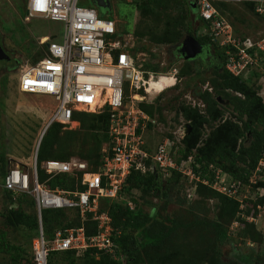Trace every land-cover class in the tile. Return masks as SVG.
I'll return each mask as SVG.
<instances>
[{
  "label": "built area",
  "instance_id": "1",
  "mask_svg": "<svg viewBox=\"0 0 264 264\" xmlns=\"http://www.w3.org/2000/svg\"><path fill=\"white\" fill-rule=\"evenodd\" d=\"M238 1L256 2L255 12L264 20V0H192V3L199 19L209 25L207 35L219 48L233 49L225 51V69L233 76L243 72L247 77L254 70L253 66L257 68L260 65L257 56L264 54V35L252 39L235 34L227 18L215 7V3ZM26 15L63 24L60 38L53 35L39 39L38 45L44 55L35 63L22 66L18 77L21 93L49 96L57 102L42 134L53 123L63 128L70 127L76 122L72 119L75 112L108 113V139L100 150V164L96 170L79 158L47 160L39 166L49 179L61 174L72 176L79 173L82 190H51L46 183L39 182L38 147L26 170L18 165L6 168L0 182L1 189L10 192L13 200L20 194H26L35 204L38 234L32 241L30 264H48V255L54 251L74 250L78 256L91 248L95 250V258L99 254L112 255L111 220L107 213L98 211L99 199H120L126 178L132 170L145 173L147 161L163 172L176 170L189 181H201L221 195L238 199L239 191L245 186L220 169L210 166L212 179L201 180L190 168V158L177 165L171 158L172 140L166 138L156 144L152 152L148 151L149 144L144 140V133L156 120L149 117L140 104L152 103L162 91L174 86L178 68L173 67L164 74L143 70L117 34L114 22L100 18L92 8L78 6V0H26ZM160 77H169L173 82L155 91L151 84ZM151 90L154 93H150ZM263 172L264 155L246 187L251 189L257 184ZM126 204L133 209L132 203ZM46 209L76 210L81 221L85 220L86 214H90L97 232L87 238L83 227L70 228L57 231L48 241L41 226V213Z\"/></svg>",
  "mask_w": 264,
  "mask_h": 264
},
{
  "label": "trees",
  "instance_id": "2",
  "mask_svg": "<svg viewBox=\"0 0 264 264\" xmlns=\"http://www.w3.org/2000/svg\"><path fill=\"white\" fill-rule=\"evenodd\" d=\"M135 6L143 16L150 15L158 17L161 14H167L169 11H177L176 18L171 17L164 23L160 36H154L156 28L145 26V32H138L134 34L139 37L148 36L155 44L175 45L179 43L184 36L183 32L195 37L201 44L208 46L213 54L215 60V67L209 66L213 78H202L199 75L201 83H208L210 90H197L195 87L191 89L190 95L194 98H200L203 105L202 108L198 106H190L189 104L179 103L176 114L182 117L187 127V133L180 140V147L178 155L174 156L171 153L172 160L177 164H181L190 158V168L200 179L211 180L212 172L209 167L220 169L234 181H240L242 185L246 186L249 182V177L254 173L258 161L264 155V102L259 95V87H253L244 79L243 72L238 76H233L225 69L227 61L226 49L233 51L232 48H219L209 35H198L196 31H191L189 25L192 23V18L185 24V19L193 12L192 0H136ZM242 4L246 7L248 12L253 15H258L255 12L257 3L252 1H243ZM228 3H215V7L224 15V9H227ZM91 8V7H90ZM110 20V19H108ZM198 23L204 24L198 19ZM232 25V24H231ZM206 29L209 28L205 24ZM233 27V25H232ZM234 30V27H233ZM235 33V31H234ZM245 37V36H241ZM242 39V38H241ZM44 48V47H43ZM251 54V52H249ZM133 54V53H132ZM44 55L43 50L36 54L31 61L35 63ZM134 55V54H133ZM258 63L264 65V54L259 53L257 56ZM192 61H182L181 68L179 67L178 79L186 77L184 82L185 87H191L190 80L194 78L191 69ZM176 62H170L169 67ZM204 64V62H201ZM171 65V66H170ZM254 70L257 68L253 66ZM145 71L150 72H164L159 69L158 65L144 64L142 67ZM253 70L254 77L258 75ZM170 81V80H169ZM154 84V82H152ZM171 84V83H170ZM155 85V84H154ZM157 86V85H156ZM155 86V87H156ZM18 89V81H17ZM161 90V89H160ZM36 95V94H35ZM226 104H220V101ZM178 96L173 100H177ZM140 108L147 113L151 118L157 116V120L164 122L162 112L164 106L157 102L153 104H140ZM230 117H225V114ZM72 119L79 123L80 128L85 131L92 132V141L88 139H81L75 131H62L63 126L60 124H51L44 132L37 150V175L38 181L46 183L49 189L59 188L65 191H79L83 188L80 186V174L66 175L61 174L48 178L39 166L42 162L47 160L67 161L73 154L76 143L81 139L80 152H77L79 159L85 160L93 170H96L100 164V150L102 145L107 142V120L108 113L91 114L75 112ZM88 119V120H87ZM152 125L149 124L148 128ZM62 133L60 136L59 134ZM149 144V143H148ZM155 146V145H154ZM154 146L149 145L148 151L152 152ZM150 161H147V167H150ZM7 161L4 156L0 155V182L7 169ZM155 170V171H154ZM152 172L146 171L140 173L132 170L130 175L126 178L122 191L120 192V199H99L98 211L105 212L110 217L111 236L113 243V254H99L95 258V250L87 249L82 255L76 256L74 251L50 252L47 258L48 264H178L173 263L176 256V249L172 248L170 252L159 254V248L156 252L143 254V249L147 245H152V250L156 248L160 240H163L171 233V229L167 232H158L154 238L148 233V221L152 218L153 212L149 215L145 214L144 205L145 200L140 196H134L133 191L140 193H149L157 196L160 192L161 196L166 200L168 198V187L161 185L160 174L162 170L156 167ZM170 178L184 179L188 184H195L198 190L215 196L220 200L219 218L223 223L228 219L230 222L237 217L239 202L235 199L228 198L221 195L208 186H205L201 181H189L186 176L176 170H170ZM262 179H264V172L258 179L257 184L253 185L251 189H259L264 186ZM168 185V184H167ZM1 195L4 198L8 207L0 212L2 224L7 228L20 229L27 235L28 241L37 238L38 221L35 213V204L33 199L26 195L20 194L13 200V195L2 189ZM143 199V201L141 200ZM257 201L256 206L264 205V196ZM126 202L133 204V209H129ZM143 203V204H142ZM253 206V205H252ZM154 211V210H153ZM243 211V210H242ZM241 214V213H240ZM253 215V212L252 214ZM236 219V218H235ZM245 225L244 230L250 236L251 241H259L261 235L255 238V230L251 232V224H247L239 216L235 220ZM188 223L183 224V226ZM41 226L45 238L50 241L53 239L57 231L63 232L70 228L83 227L85 236L91 237L96 234L97 226L91 220V215L86 214L85 220L81 218L76 210L66 209H46L41 213ZM209 226L214 231V242L212 247V254L207 261V264H264V257L261 254L254 253L252 248H247V251L235 249L228 259L224 258L221 247L225 244H231V240L227 234V230L222 223L213 222ZM23 234V235H24ZM242 235V234H241ZM6 233L0 230V253L9 251V249L17 250L16 258L11 262L12 264H30V260L22 262L20 260L19 251L17 247H8L5 245ZM32 257V256H31ZM144 257V258H142ZM154 260L147 262L148 259ZM167 262V263H166ZM188 262V263H187ZM183 264H195L191 260H187Z\"/></svg>",
  "mask_w": 264,
  "mask_h": 264
},
{
  "label": "rangeland",
  "instance_id": "3",
  "mask_svg": "<svg viewBox=\"0 0 264 264\" xmlns=\"http://www.w3.org/2000/svg\"><path fill=\"white\" fill-rule=\"evenodd\" d=\"M105 1L109 2L108 7L105 10L95 8L97 15L102 19H110L114 22L117 34L134 54L133 57L138 64L142 67L144 64L158 65L159 69L165 70L159 72L160 74L171 71L170 69L173 67L181 68L182 61L177 60L170 53L171 45L155 44L149 40L148 36L139 37L134 34V32H145V26L148 25L156 28L157 31L153 34L155 37L160 36L164 23L169 20V17L173 22L172 17L176 18L177 11H169L167 14H161L158 17L143 16L135 6L134 1L136 0ZM242 2L228 3L227 9L223 10L229 23L233 25L235 34L249 36L252 39L264 35V20L260 16L248 12ZM92 3V0H78L80 7L92 8ZM193 14L196 12L193 11ZM193 14L185 19V24L192 18L189 29L195 30L198 35H207L208 29H206L205 24H198L197 21H193ZM196 20L198 19L196 18ZM62 33L63 24L59 21L28 17L26 15V0H0V45L11 60V62L0 61V155L2 154L7 161L6 168L16 165H19L20 168L23 167L17 163H26L24 164L25 167L22 168L25 170L30 166L35 136L37 137L39 130L47 123L57 105L52 97L19 92L17 81L20 70L22 66L31 64L36 54L42 51L38 45L40 38L53 35L60 38ZM183 35H186V31L183 32ZM205 59L204 64L198 59L191 62V69L194 74V78L190 80L191 87L186 88L184 86L187 78L182 77L177 80L174 87L164 90L152 100V103L157 102L164 106L162 112L164 122L158 121L157 116H154L156 123L144 133V140L149 145L154 146L168 138L174 142L172 154L178 155L179 142L187 133V127L182 117L176 114L175 109L179 103L203 107L200 98H193L190 91L194 87L202 92L207 89L210 90L209 84L201 83L198 78L199 76L206 79L213 78L214 75L209 66L215 67L216 62L213 60L212 52ZM170 62L176 63L169 67L168 63ZM252 72L247 77L244 76V79L253 87L260 88L258 92L264 102V65L261 64L254 70L258 74L255 77ZM169 80V77H160L158 81L154 82L155 85L152 88H155L156 91L157 84L166 86V84H170ZM150 93H154V91L151 90ZM177 96L178 99L173 100ZM218 98L216 97L217 101ZM219 103L226 104L222 101ZM225 117L229 118L230 115L226 113ZM65 130L75 131L81 139L86 138L93 142V133L89 130L83 131L79 125L62 128L61 132ZM59 135L61 136L62 133ZM81 139L76 143L73 150H69L72 151V154L74 153L70 158H79L77 152L82 150L80 149ZM104 145L105 143L102 146ZM155 168L156 166L151 164V167H148L146 171L152 172L151 169L154 170ZM159 174L161 185L169 188L166 200L160 192L155 196L134 190L133 195L140 196L142 194L145 200V214L150 215L153 212L147 228L152 238L158 235V232H167L169 229L172 231L169 236L159 241L155 249L152 250V245H147L143 249V254L147 253L146 251H149L150 254L155 253L159 248L161 255L165 251L168 253L172 248H175L177 250L175 259L177 260H174L173 263L183 264V262L191 260L195 264H207L212 254L214 242V231L209 224L219 222L223 224L231 240V244L228 243L221 247L224 258L228 259L235 249L247 251V248H252L254 253L264 257V205L260 206L259 209L256 206L259 200L257 198L264 196V186L255 189V191L246 186L242 187L237 197L241 211L239 210L236 216L242 218L247 224H251V232L255 230L257 233L255 238L259 237V234L261 235L259 241L253 242L250 240L249 233L247 236L243 235L247 233V230H244L245 225L243 223L235 221L237 217L231 222L227 219L223 223L219 218L221 202L217 197L204 192L201 193L195 184H188L184 179H178L176 182V179L170 178L171 175L167 172H159ZM262 181L264 184V179ZM1 191L0 186V212L8 207ZM141 200L143 201V199ZM252 212L253 215H251ZM186 223L188 225L183 226ZM0 230L6 233L5 245L9 248L19 246L21 249L19 251L20 260L22 262L30 260L32 243H29L27 235L20 229L5 227L1 217ZM17 252V250L9 249V251L0 253V264H12L11 262L16 258ZM152 260L154 258L148 259L147 262Z\"/></svg>",
  "mask_w": 264,
  "mask_h": 264
},
{
  "label": "water",
  "instance_id": "4",
  "mask_svg": "<svg viewBox=\"0 0 264 264\" xmlns=\"http://www.w3.org/2000/svg\"><path fill=\"white\" fill-rule=\"evenodd\" d=\"M92 4L96 6L99 10H105L108 6L105 5V0H92ZM192 8L194 9V5H192ZM177 53L180 55L183 61H192L196 57L200 56L203 52L202 45L195 39V37L191 35H186L181 38L179 43L176 45ZM8 61L10 60L9 56L5 54L3 51L1 45H0V61ZM220 99L218 98V101ZM43 133V132H42ZM42 135L40 136L37 147L39 146V143L41 141Z\"/></svg>",
  "mask_w": 264,
  "mask_h": 264
},
{
  "label": "flooded vegetation",
  "instance_id": "5",
  "mask_svg": "<svg viewBox=\"0 0 264 264\" xmlns=\"http://www.w3.org/2000/svg\"><path fill=\"white\" fill-rule=\"evenodd\" d=\"M105 5H109V2L108 1H106L105 2ZM92 8L93 9H95L96 8V6L94 5V4H92ZM96 10V9H95ZM192 14H193V12H192ZM194 15V17H193V21H196V14H193ZM187 35V34H186ZM185 35V36H186ZM1 42V41H0ZM176 45L177 44H175V45H173V46H171L170 48H169V50H170V53L171 54H173L174 55V57L177 59V60H180V61H183L182 60V58L180 57V55L177 53V50H176ZM202 47H203V52L201 53V55L200 56H198V57H196L194 60H192V61H195V60H201L202 62H205V57H208V56H210V54H211V52H210V48L208 47V46H206V45H202ZM212 57L214 58V54H213V52H212ZM215 61V60H214ZM9 62H11V60H9Z\"/></svg>",
  "mask_w": 264,
  "mask_h": 264
},
{
  "label": "crops",
  "instance_id": "6",
  "mask_svg": "<svg viewBox=\"0 0 264 264\" xmlns=\"http://www.w3.org/2000/svg\"><path fill=\"white\" fill-rule=\"evenodd\" d=\"M19 91V90H18ZM20 92V91H19ZM73 124H76L77 126L79 125V123L78 122H73ZM46 125V124H45ZM45 125H44V127H45ZM44 127H42L40 130H39V132H38V135H37V137L35 136V141H34V143H33V145H32V155H33V152H34V150H35V148L37 147V143H38V140H39V138H40V136H41V134H42V131H43V129H44ZM43 136V135H42ZM31 151V150H30ZM17 164H20V165H22L23 167L22 168H24L25 166H24V164H26V163H17ZM31 164V162L29 163V165ZM8 165V164H7ZM19 166V165H18ZM2 190V189H1ZM19 196V195H18ZM36 213V212H35ZM37 218V217H36Z\"/></svg>",
  "mask_w": 264,
  "mask_h": 264
},
{
  "label": "clouds",
  "instance_id": "7",
  "mask_svg": "<svg viewBox=\"0 0 264 264\" xmlns=\"http://www.w3.org/2000/svg\"><path fill=\"white\" fill-rule=\"evenodd\" d=\"M193 5H194V4H193ZM92 9H93V8H92ZM93 10H95V9H93ZM95 11H96V10H95ZM193 11L196 12V10H195V6H194ZM196 15H197V13H196ZM196 18L199 19L198 15L196 16ZM199 20H200V19H199ZM196 21L198 22V20H196ZM198 24H199V23H198ZM187 35H188V34H187ZM184 36H185V35H184ZM184 36H183V37H184ZM0 44H1V42H0ZM9 58H10V57H9ZM8 61H9V60H8ZM177 68H178V67H177ZM178 70H179V69H178ZM177 80H178V77H177ZM175 84H176V83H175ZM174 86H175V85H174ZM174 86H172V87H174ZM172 87H171V88H172ZM169 89H170V88H169ZM162 92H163V91H162ZM145 104H146V103H145ZM147 104H153V103H147ZM173 143H174V142H173ZM155 146H156V145H155ZM73 251H74V250H73ZM85 251H86V250H85ZM85 251H84V252H85ZM54 252H62V251H54ZM74 252H75V251H74ZM84 252H83V253H84ZM83 253H82V254H83ZM82 254H80V255H82ZM75 255H76V252H75ZM80 255H78V256H80ZM76 256H77V255H76ZM31 258H32V257H31Z\"/></svg>",
  "mask_w": 264,
  "mask_h": 264
},
{
  "label": "bare ground",
  "instance_id": "8",
  "mask_svg": "<svg viewBox=\"0 0 264 264\" xmlns=\"http://www.w3.org/2000/svg\"><path fill=\"white\" fill-rule=\"evenodd\" d=\"M173 82V80L170 78V83H172ZM154 86V84H151V87H153ZM164 86L163 85H161V84H157V90H160V89H162ZM72 126H76V124H72Z\"/></svg>",
  "mask_w": 264,
  "mask_h": 264
}]
</instances>
